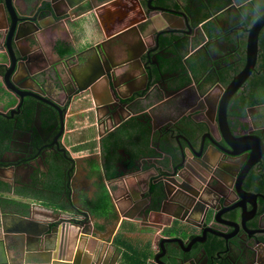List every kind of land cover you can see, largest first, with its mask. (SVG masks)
<instances>
[{
    "label": "crops",
    "instance_id": "1",
    "mask_svg": "<svg viewBox=\"0 0 264 264\" xmlns=\"http://www.w3.org/2000/svg\"><path fill=\"white\" fill-rule=\"evenodd\" d=\"M19 2L20 0H13L16 5ZM27 4L28 8L25 13L31 15H35L41 5L38 0H28ZM152 4L159 5L156 0H153ZM210 4H213V7H209L208 10L213 15L196 26L188 15L187 7L190 6L188 0H168L163 5L170 9L186 12L189 23L196 31L191 35L173 32L159 36V46L153 52V56H155L156 62H159L158 59L163 60L160 64L161 71L157 72L153 62H145L143 65L144 67H151L155 75L152 83L155 91L152 96L141 100L136 105L129 104L126 111L122 112L121 115L119 111L107 112L96 106L97 104L100 105L103 100L99 96L101 86L104 85V82L101 81V86L97 88V91L95 90V95L83 93L73 100L72 105L67 108L65 136L61 140L69 152L72 162H65L52 153L45 157L42 164L49 167V170L41 166L39 171L33 166L31 169L25 170L27 176L22 175L20 177V172L22 173L26 167L23 166V169H18V165L12 167L11 160L8 162L6 160L11 159L12 155L17 152L19 145L23 146V137L20 138L23 133H19L16 129L11 130L7 139L0 142V217L5 215L4 221L7 225L14 219L9 215L23 219L29 216L27 219L38 223L37 225L42 231L57 222L59 229L63 226L62 224L66 226L70 224L66 239L74 240L73 249L76 245L81 248V251L84 249L88 263L95 258L97 249L94 250V247L101 246L97 255V264H109L117 252L119 257L115 264H150L154 255L160 252L155 249L154 242L168 237L178 238L182 241L184 250L179 244H175L181 264L183 261H188L189 264H203L205 261L208 263L214 261L215 264H230V260H233L234 264H241L240 260L248 251L253 239L264 240V156L262 155L264 151V83L258 82L248 89V91H253V96L251 102L243 108L242 115H244H241L240 118L232 117L229 120L230 125L248 130L251 134L256 135L262 143L263 151L253 166L257 168H254L251 174L247 173L250 180L244 189L242 187L243 191L255 197L256 207L254 215L250 217L253 218L256 212L257 215L254 220L245 219L242 226L240 218L234 217L233 220L238 223V234L233 236L232 233L235 232V228L227 226L231 228L229 233L224 231L231 235L227 240L221 236L208 234L206 240H222L221 249L218 253H216L217 250L211 249L209 245L206 246L204 243L194 247L198 243L196 242L190 248L188 247L190 239H185V237H193L196 229L182 226L178 220L179 218H187V220L195 222L200 218L198 212H195L193 216L192 214L188 216L187 212L176 207V202H171L168 199H164L162 205L160 201L158 204L157 196L160 197V193L155 189L152 190V194L156 197V201H152V203H150L151 194L148 190H145L144 194H136L139 196L137 202L131 201L129 198L128 200L124 199L127 184L134 192L138 186L135 182L136 179H131L130 176L126 177L127 183L123 182L122 178L125 176L122 175V170L115 166L117 162L123 161V154H129L132 160L141 166L152 164L153 160L159 161L162 166L164 163L166 166L168 159L164 158V154L158 153L156 143L164 153L165 150L162 148L170 146L171 150L167 148L168 154L172 157L173 164H177L180 159L179 148L189 151L188 145L182 138H179L178 141L175 138L171 140V135L164 130L165 128H173V134L176 136L181 135L179 132L181 127L185 128L189 134L188 138H190L187 141L196 150L202 140H204L207 149L210 147L211 143L205 135H210L213 132L217 137V131H213L212 123H208L205 114L202 115L199 111L194 112L188 118L180 119L176 124L178 130L173 124H165L167 123L165 122L166 118H174L178 111L181 112L184 109L180 99L184 103L186 101L189 103L197 102L190 94L184 95L180 99L174 98L175 108L171 112L164 114V111H158L157 119L164 120L162 124H158L160 131L152 134L150 128L147 138H145L141 131L142 121L139 122V120H143L146 124L148 118L145 116H148L150 109L158 105L163 98L161 96L163 94L162 87H159L158 83L166 84L168 91H177L187 85L190 89L200 87L199 93L205 94L213 85L218 83L216 73L225 68L226 63H223V59L228 56L238 59V55L234 51L244 49L246 33L239 30L236 34L232 32V29L236 27L235 24H238L239 20L236 10L240 9L241 14V8L233 0H210ZM96 5L94 9L85 5L81 11L68 16L70 19L67 22L63 20L58 29H46L41 32V35H38L39 45L36 47V53L44 59V62L38 64L34 73L38 71L42 76L45 74V78L39 77L40 84L46 85L47 92L55 100L59 98L60 84L57 80V74L50 68H56L64 77L62 61L66 60L70 63L71 69H77L79 72L77 67L82 61L76 58V53L108 40L111 42L107 46L113 51L121 50L123 45L129 47V52L134 48V44L131 42L133 38L130 36L111 39L129 26L127 21L131 14L128 15L124 9V6L129 7L127 2L121 1L113 6L105 3H97ZM247 10L251 12L252 9L248 8ZM3 16L4 14L0 9V22ZM231 20L234 21L232 25ZM165 21L168 22L169 20L165 19ZM163 25L164 19L159 18L149 28L159 29ZM71 26H80L78 29L82 36L76 38ZM150 42L148 40V43ZM234 46L236 47L234 48ZM239 53L242 55L244 52ZM112 60L113 62L121 61L116 55L112 57ZM119 72L122 74V80L131 90L139 88L142 82L141 71L132 69L127 65L121 68ZM161 73L163 80L160 79ZM25 77L23 86H33L28 73ZM121 88L123 89V87ZM213 93L216 94L217 91L214 90ZM247 93L245 96L248 95ZM199 101H202L201 97H199ZM18 102L11 95H6L5 98L0 97V112H7L8 109L15 108ZM45 123L48 124L47 121L42 120V125ZM38 124L37 122L33 124V131L37 132L36 126ZM48 132L42 134L45 139H48L54 131L51 134ZM160 134H162L161 138L159 137ZM175 154L178 156L176 159L173 158ZM95 156L98 158L99 164ZM219 157L212 156L210 162L214 165L219 161ZM200 162L202 161L200 160ZM212 178L214 187L217 184L223 185L216 183L217 178L213 176ZM15 179L17 180L16 184L12 186L11 183ZM224 190H228L226 186H224ZM208 195L205 198L212 199ZM67 202L69 204L66 205ZM133 207L137 210H134ZM251 208L252 206L246 202L244 211L248 212ZM122 211L126 217L123 216ZM77 215H82L83 220L76 218ZM72 219L83 222L84 227L75 226L71 223L67 224ZM17 221L21 223L19 219H14L13 223H17ZM60 221L63 222L60 223ZM22 225L30 224L26 222ZM184 231H188L189 234H183ZM1 233L2 230H0V237ZM146 233L153 235L148 236ZM164 246L169 248L170 245L165 244ZM69 249V246L65 248V260H70L73 256V252ZM262 252L264 251H261V254ZM53 259H55L54 256H52L51 261H54ZM161 260L166 264L168 263L165 255ZM261 260L264 263L263 254ZM28 264L42 263L39 260H34Z\"/></svg>",
    "mask_w": 264,
    "mask_h": 264
},
{
    "label": "water",
    "instance_id": "2",
    "mask_svg": "<svg viewBox=\"0 0 264 264\" xmlns=\"http://www.w3.org/2000/svg\"><path fill=\"white\" fill-rule=\"evenodd\" d=\"M0 1V9L4 14L2 23L0 22V97L5 98L6 95H11L19 101L16 108L10 110L8 113L9 118H13L14 115L18 114L24 100L30 97L45 102H47L46 100H50L54 103L50 104L56 109L62 122V109L59 101L50 97V94L39 83L36 77H33L32 80L34 87H23L21 85L23 81L19 83V80L22 74H31L32 69L38 68V64L40 65L44 62V59L36 53V47L39 45L38 35H41V32L46 29H58L63 20L67 22L70 19L68 16L75 14L79 10L81 11L85 5H89L91 9H94L97 3L113 6L121 1H126L129 7L122 6H124L128 15L131 14V17L127 21L129 22V26L122 29L111 39L130 36L133 38L131 42L134 44V48L129 52V47L123 45L121 50L113 51L112 48L107 46L111 42L108 40L89 46L82 52L76 53V58L82 61L79 63V67H77L79 68V72H77V69H71L69 67L70 63L66 60L62 61L64 77L60 75L57 69L52 67L54 73L57 74L58 83L60 84L58 89L59 94L65 96V100H68L67 105L83 93L95 95V90L97 91V88L101 86L100 82L103 81L104 85L101 86L99 93V96L103 98L101 101L102 105L97 104V108L101 107L102 110L107 112L119 111L121 115L122 112L126 111L129 104L136 105L141 100L152 96L155 91V88L152 86L155 75L151 68L144 67L143 65L146 60L154 59L155 56L152 53L158 49L159 36L173 32L191 35L196 31L189 23V17L186 12L161 5H153V0H38L41 5L35 15L25 13L28 8V0H20L18 5L13 3V0ZM159 18L164 19L163 27L159 29L149 28ZM165 19L169 21L167 22ZM79 27L71 26L76 38L82 36L78 29ZM263 27L264 13L259 15L251 26L245 30L244 67L226 86L223 87L220 84L213 85L204 94L199 93L201 91L200 87L190 89L187 85V88L168 91L166 84L161 85L158 83L159 87H162L163 94L161 96L163 98L158 105L150 109L148 116H145L148 118L149 129L151 128L152 134H154L156 131H160L158 123L164 121L157 119L158 111H164V114L171 112L175 108L174 98L180 99L182 96L190 94L198 102L199 97H201L202 101L198 103H189L188 101L184 103L180 99V102L184 105V109L181 112L178 111L174 118H166L165 122L167 123L165 124H173L178 130L179 128H177L176 124L180 119L188 118L194 112L199 111L200 114H205L206 119H210V121L216 120L217 137L219 139L211 132L210 135H205L211 143L210 147L207 149L204 140H202L197 150L191 143L185 140L189 151L179 148L180 161L173 167L174 172L172 174L162 173V164L157 160H153L152 164L143 166L134 162L135 166L127 168L122 173L125 176V178H122L123 182L127 183L126 177L130 176L131 179H136L135 182L138 186V189L135 191L137 193H135L127 184V187L125 186L126 193L124 199L128 200L129 198L131 201L137 202L139 196H136V194H144L145 190H148L152 194V190L155 189L160 193L161 198L157 196V202L160 201L161 205L164 199H168L171 202H176V207L183 212H187L188 216L190 214L193 216L195 212L200 214V218L195 222L187 220V218H179V220L176 218L182 226L201 229L200 237H194L189 240V248L196 242H203L207 234L221 236L225 240L231 236L230 234H222L207 227L204 223L207 214L211 215L213 213L212 216H214L216 222L235 228V232L232 233L233 236H236L238 233V223L236 220H233L234 217L236 219L237 217L240 218L242 226L245 219H250V216L254 215L256 207L254 196L251 197L253 201L249 202L252 206L251 210L248 212L244 211L245 203L243 202V198L248 194L242 189V181L249 169L256 164L263 151V147L256 135L250 132L235 135L231 131L227 120V107L231 98L243 87L245 81L254 71L258 55V36ZM148 40L151 42L148 43ZM115 55L121 61L113 62L112 57ZM153 64H157L155 59ZM127 65L132 67V69L141 71L142 82L137 89L131 90L125 84V81L122 80V74L119 70ZM156 70L158 73L160 72L158 68ZM215 88L220 92L219 95H212L211 92ZM205 122L207 123V121ZM164 130L170 133L171 140L175 138L173 128H165ZM159 137L161 138L162 134ZM177 139L175 138L176 141H178ZM156 145L159 154L162 153L165 157L171 158L170 154L162 152L158 147L159 145L157 143ZM186 155H194V159L205 170L206 168L218 166L223 174L227 176L226 179L231 181L230 184L221 181L228 190H224V186L220 184H217L215 187L209 186V183H206V173L190 171V167L186 164ZM214 155L220 157L219 161L213 165L210 162V158ZM220 162H223L224 165L219 164ZM152 187L154 188L152 189ZM232 189L233 191H231ZM227 191L237 196L234 202H227ZM208 193H210L212 199L205 198ZM133 208L137 210V208ZM122 214L126 217L123 211ZM9 216L16 220L19 219L21 223H18V221L17 223H13V219L7 225L4 221L5 215L0 217V230H2L0 237V264H28L32 261L34 262V260H39L42 264H97V255L101 246L94 247V250L97 249L95 258L88 263L84 249L81 251L78 245L73 249V246H75L74 240L69 241L66 239L69 233V223L83 228V222L81 223L72 219L67 222L69 225L62 224L63 226L60 229L57 222L42 231L38 227V223L27 219L29 216L25 217V219L12 215ZM26 222L30 225L23 226L22 223ZM182 233L189 234L188 231ZM146 235L152 236L153 234L146 233ZM259 240L262 244L258 240L255 241L253 239V242L248 247V251L243 255L242 260H240L241 264H264L261 260V255H264V252L261 254V251H264V240ZM78 243H80L79 240ZM165 244L170 245L169 248L165 247ZM175 244H179L182 247L181 239L168 237L159 239L157 242L155 241V249L160 252L154 255L150 264H166L161 260L164 255L168 260L167 264H181ZM68 246L70 247L69 250L73 252V256L70 260H65V248ZM182 250H184L183 247ZM52 256L55 257L54 261H51ZM114 256L109 264H115L119 257L118 252ZM187 262L183 261L182 264H189ZM203 264L215 263L214 261L210 263L205 261ZM230 264H234L233 260H230Z\"/></svg>",
    "mask_w": 264,
    "mask_h": 264
},
{
    "label": "flooded vegetation",
    "instance_id": "3",
    "mask_svg": "<svg viewBox=\"0 0 264 264\" xmlns=\"http://www.w3.org/2000/svg\"><path fill=\"white\" fill-rule=\"evenodd\" d=\"M233 1L235 2V0H233ZM237 6L240 8V5H237ZM242 10H241V14H240V9L236 10L237 15L239 16V20H238V24H235L236 27H234V28L232 27L233 28L232 32L236 33V34L238 33L239 30H243V31L246 30V28L244 27V23H243L244 22V16H243V12L244 11H242ZM231 21H232L231 22V25H232L234 21L233 20H231ZM235 47L236 46H234V48ZM237 51L238 52H244L243 56H241V57H243V60H242V58L240 56H238L237 60L235 59V57H232L224 65L225 67H232V68H239L240 67L238 70L236 69V73L233 75V77L235 75H237L242 70V68L244 67V64H245V44H244V49H242V51L239 50V49H236L234 52H237ZM259 53L260 52H259V47H258L257 59H258ZM152 55H153V53H152ZM228 57H231V56H228ZM158 61L159 62H157V64H156L157 66L156 65H154V66H155V68H158L160 70V64H161V62H163V60H161V59L159 60L158 59ZM146 62L147 63H152V62H154V59L146 60ZM256 67H257V60H256V66L254 68V71L249 76V78L245 81L243 87L238 90L239 92L245 93L246 88H247L246 82L248 83L249 80L252 78V76L255 74ZM63 68H64V66L62 65V70H63ZM149 68H151V67H149ZM50 69H52V68H50ZM34 71L35 70L32 69L31 72H30L31 74L28 73L29 77H30V81L32 82L33 85H34V82L32 81L33 77H36L37 80L40 83L39 77L42 76L40 72L36 71L34 73ZM25 76H26V74H22V76H21V78L19 80V83L22 82V81L25 82V80H26ZM42 77L45 78V74ZM233 77H231V79ZM263 78H264V73H263ZM160 79H162V73L160 74ZM261 80H262V78H261ZM229 81L227 82V84L229 83ZM23 82L21 83L22 86H23ZM217 84H220L223 87L227 85V84H223L221 81H219V79H218V83ZM23 87H27V86H23ZM32 87H34V86H32ZM44 88L46 90V85H44ZM214 90H216L217 91L216 94L219 95L218 89L215 88V89H213V91ZM213 91L211 92L212 95H216V94L213 93ZM50 97H51V95H50ZM235 97H236V94L231 98V100L229 102V105L227 107L228 124H229V127H230L231 131L235 135L247 134L249 131H247V130L239 127V126H237L235 128L234 125H230V123H229V120L232 119V117L228 116V114L229 113H234V112L236 113V111L241 107L239 104H237L236 106H233L232 100H236ZM41 99H42V97H41ZM46 101L47 102H45L43 100H38V99H35V98H30V97L26 98L24 100V102L22 103V105L20 106L18 114L14 115L13 118H9L8 117V113L10 112V110H12V108L8 109L7 112H4V111L0 112V115L4 119H6V121L10 122V125H11L10 130L9 131H5L6 133H8V136L11 134V130H13V129H16L17 131H19V133H23V135L20 137V138L23 137L22 138L23 146L19 145V147L17 148V152H15L12 155L11 159L6 160L7 162L11 160L10 161L11 162V166L12 165L13 166L14 165H18V169H23V166H24V168L26 167L25 169L22 170L23 171L22 173L20 172V174H19L20 177H22V175L27 176L26 173H25V170L26 169H31V167H33V166L36 167V169L39 170V171H40V167L41 166H43L47 170H49V167H47L45 165H42V164L44 163L45 157H47L48 155H50L52 153H54L57 157L62 158L65 162H67V161H71L72 162L70 154L65 149L63 144L61 143V140L65 136V121H66L65 120V115H66V112H67V108L70 107V105H72L73 101L69 105H67L68 100H65V96L59 94V98L56 101H59V104L61 105L60 107L62 108V118H61L62 122L60 121V117H59L56 109L51 105V104H54V103H52L50 100H46ZM15 108H13V109H15ZM30 110H32V112ZM240 117H241V115H237V118H240ZM42 120L48 122V124H47L48 128H45V126L42 125ZM140 121H142V120H139V122ZM207 121H208V123H212V125L214 126V130L213 131H217L216 120H214V121L211 120L210 121V119H207ZM35 122L39 123L38 126H36V131L37 132H35V130L33 131V129H32L33 128V124ZM142 123H144V121H142ZM162 123H163V121L159 122L158 124H162ZM52 131H54L53 134H51ZM44 132H48L49 134H51V136L48 139H45L42 136V134ZM179 132L181 134L180 136H176L174 134V137L178 138L177 140H179V138H182V139H184V142H185V140H189L190 139V138H188L189 134L187 133L185 128L181 127L179 129ZM100 139H101V137H100ZM217 139H219V138L217 137ZM39 142H41V143L39 144ZM179 142H181V141H179ZM262 155L264 156V151H263ZM176 157L178 158L177 154L173 158L176 159ZM95 158H97V157L95 156ZM164 158H167L168 162H167L166 166L163 163L161 172L162 173H167V174H172L174 172V168L173 167L176 164H173L172 157L171 158L170 157H164ZM122 160L123 161H121V162H117L115 164V166L120 168V170H122L121 172H124V171H126L127 168L132 166V163L134 161L132 160V158L130 157L129 154H123V159ZM179 161H180V159H179ZM97 162L99 164L98 158H97ZM186 164L190 167V169H191L190 171H192V172H199V173L204 172V173H206V176H207L206 177V183H209V186L210 185L213 186V181L214 180H213L212 176L214 178L218 179L216 183H222L221 181H225L227 184L231 183V181L226 179L227 176L225 174H223V172L221 171V169L218 166L213 167V168H206L207 171L205 169H203V167L200 166L199 162L196 159H194V155H191V156H187L186 155ZM221 165H224V164L222 163ZM103 168L105 170V165L104 164H103ZM254 168H257V167H253L252 166L247 173L251 174V172H252V170ZM101 170L104 171L103 169H101ZM120 170H117V171H120ZM19 176H18V179H19ZM249 180H250V176H248V174H246L245 177L243 178V181H242L243 189H244V186L249 182ZM16 181L17 180L15 179L14 182L11 183L12 186L14 184H16ZM209 191H210V188H209ZM231 191H233V189ZM227 193H228V198H227V202L228 203H232V202H234L237 199V196L234 193H229L228 191H227ZM227 193H226V196H227ZM208 194H209L208 196H210V193H208ZM251 197H253V196L250 195V194L246 195L243 198V202L244 203L247 202L250 205L251 203H249V202L253 201V199ZM155 198L156 197L153 196V194H151L150 195V203H152V201H154ZM177 199H178V197H177ZM28 200L33 201L32 199H28ZM254 203H255V199H254ZM67 204H69V202H67L66 205ZM55 206H58V205L55 204ZM135 206L138 207V205H135ZM256 215H257V212L255 213V216L253 218H251V219L254 220ZM75 217L78 218V219L83 220V218H81V217H83L82 215H77ZM257 219H258V216H257ZM204 223L206 224L207 227H210V228L218 231L219 233L226 234L225 232H227V233L231 232V228L232 227L229 228L226 225H222V224L216 222L215 219H214V216H210V214H207V216H205ZM194 229H196V228H194ZM200 236H201V229H196V233H194L193 237L192 236L191 237L188 236V237H185V239H187V238L192 239L194 237H200ZM170 238H173V237H170ZM256 240H258L262 244V242L259 239H255V241ZM202 243H204L206 246L209 245L211 249L217 250L216 253H218V251L221 249L222 240L221 239H217L215 241V243L213 244V239H208V240L205 239L201 243H196L194 245V247L199 245V244H202ZM212 244H213V246H212ZM215 246H216V249H214Z\"/></svg>",
    "mask_w": 264,
    "mask_h": 264
},
{
    "label": "trees",
    "instance_id": "4",
    "mask_svg": "<svg viewBox=\"0 0 264 264\" xmlns=\"http://www.w3.org/2000/svg\"><path fill=\"white\" fill-rule=\"evenodd\" d=\"M168 0H156L159 5L163 6L167 3ZM188 3L190 4L189 7H187L188 15L192 19L193 24L196 26L198 24H201L202 22L208 20L213 14L209 12V7H213V4H210V0H188ZM236 5H240V8L242 11H244V27L247 29L251 26V24L255 21V19L264 13V0H235ZM248 8H251V12H248ZM258 47H259V56L257 59V67L256 72L252 76V78L249 80V82H246L247 89L245 93L237 92L236 93V100H232L233 106H236L239 104L241 107L236 111V113H229L228 116L231 117H237V115H242L243 108L247 106L251 102V98L253 96V91L249 90L247 93V90L254 85L259 83H264L263 73H264V27L261 29L259 36H258ZM262 53V54H261ZM238 56H243L238 51L235 53ZM232 57H227L223 59V63H227L228 60H230ZM243 60V57H241ZM239 66V65H238ZM240 68V67H239ZM239 68H232V67H225L222 70H220L218 73H216L219 81H221L223 84H227V82L231 79V77L236 73V69ZM262 78V80H261ZM246 93L248 94L247 96ZM32 112V110H30ZM237 114V115H236ZM141 125V131L143 132V135L145 138H147V133L149 131V126L147 124L142 123ZM45 128H48V125L44 124ZM10 122L6 121L1 115H0V142L2 140L7 139L8 133L5 131L10 130ZM1 145V143H0ZM170 149V146H165L164 149L165 153H169L167 150ZM163 150V151H164ZM156 201V200H154ZM217 239H213V244L215 243ZM212 244V246H213ZM211 246V247H212Z\"/></svg>",
    "mask_w": 264,
    "mask_h": 264
},
{
    "label": "clouds",
    "instance_id": "5",
    "mask_svg": "<svg viewBox=\"0 0 264 264\" xmlns=\"http://www.w3.org/2000/svg\"><path fill=\"white\" fill-rule=\"evenodd\" d=\"M12 167H13V165H12Z\"/></svg>",
    "mask_w": 264,
    "mask_h": 264
}]
</instances>
